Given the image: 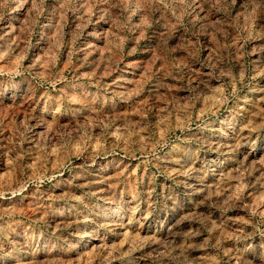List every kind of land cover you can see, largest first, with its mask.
<instances>
[{
  "label": "rangeland",
  "instance_id": "obj_1",
  "mask_svg": "<svg viewBox=\"0 0 264 264\" xmlns=\"http://www.w3.org/2000/svg\"><path fill=\"white\" fill-rule=\"evenodd\" d=\"M0 264H264V0H0Z\"/></svg>",
  "mask_w": 264,
  "mask_h": 264
}]
</instances>
